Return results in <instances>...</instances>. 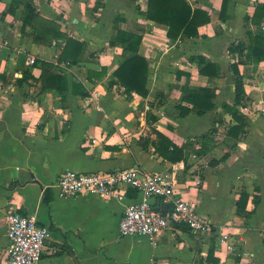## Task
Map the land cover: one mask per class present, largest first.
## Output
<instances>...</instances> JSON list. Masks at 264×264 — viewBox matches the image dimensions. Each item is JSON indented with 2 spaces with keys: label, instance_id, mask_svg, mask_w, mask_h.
Instances as JSON below:
<instances>
[{
  "label": "crops",
  "instance_id": "1",
  "mask_svg": "<svg viewBox=\"0 0 264 264\" xmlns=\"http://www.w3.org/2000/svg\"><path fill=\"white\" fill-rule=\"evenodd\" d=\"M26 1L0 0V264L10 252V211L34 215L61 247L39 264H264V60L255 64L247 56L249 33L264 36L263 13L253 20L264 0H187L209 21L197 36L175 39L167 25L144 16L149 0H32L42 17L36 28L46 30L37 37L22 20ZM172 6L180 9L181 0ZM44 20L85 43L77 63L58 60L66 40L51 41ZM117 28L141 36L138 53L149 62L146 97L128 95L114 77L123 57V45L111 44ZM231 46L239 49L232 52ZM28 56L39 63L28 65ZM195 56L217 63L219 75H202ZM42 61L56 64L66 78L44 72ZM233 64L244 82L237 108L246 131L231 136L228 131L239 124L226 109L236 97ZM187 81L214 89L212 110L200 115L183 101ZM93 92L99 105L89 101ZM179 104L192 110L181 116ZM154 130L183 147L185 158L173 163L155 152ZM130 167L172 178L175 197L194 204L217 233L201 237L177 224L157 246L145 236L124 237L119 223L138 199L134 189L117 201L65 195L57 185L66 170ZM153 202L164 211L171 207L168 198ZM221 229L232 249L221 245Z\"/></svg>",
  "mask_w": 264,
  "mask_h": 264
},
{
  "label": "built area",
  "instance_id": "2",
  "mask_svg": "<svg viewBox=\"0 0 264 264\" xmlns=\"http://www.w3.org/2000/svg\"><path fill=\"white\" fill-rule=\"evenodd\" d=\"M3 47L0 39V50ZM35 62L34 56H28V65ZM65 66L67 63L60 64L62 68ZM89 101L99 105V93H91ZM57 185L65 195H91L117 201L124 200L127 191L134 189L138 199L126 206L119 223L120 233L124 237L145 236L157 246L161 234L177 224L186 226L201 237H211L217 233L214 223L200 214L194 204L175 197L174 180L162 173H141L135 167L97 172L66 170ZM157 198H168L171 207L166 211L156 207L153 199ZM6 218L10 252L5 264H39L44 256H55L61 252L60 246L50 242L51 229L39 224L34 215L10 211ZM218 234L221 245L232 249L229 234L224 229Z\"/></svg>",
  "mask_w": 264,
  "mask_h": 264
},
{
  "label": "trees",
  "instance_id": "3",
  "mask_svg": "<svg viewBox=\"0 0 264 264\" xmlns=\"http://www.w3.org/2000/svg\"><path fill=\"white\" fill-rule=\"evenodd\" d=\"M172 0H149V9L144 13V16L153 21L163 23L168 27V36L170 38L181 37H191L198 35V27L203 23L209 21V16L198 9H192L190 3L187 0H181V8L176 7L169 8ZM25 5V12L23 14L22 20L24 25H33L36 29L37 37L46 35L42 29L36 28V25L42 20L41 16L36 12V7L32 0H27ZM98 6V5H97ZM150 6H153V10H150ZM13 6L9 8V11H12ZM98 8V7H97ZM263 13L264 15V6L262 9H258L256 14L253 16V20H257V15ZM120 17H116L115 22L120 21ZM51 29L50 32L51 38L53 41L59 38H65L66 44L62 51L61 56L58 58L59 61L70 59L71 62L77 63L80 59L81 54L85 49V43L81 42L75 38L67 36L63 33L59 26L54 23L44 20ZM117 33L115 38L111 41L112 45L121 43L123 45L122 61L119 64V67L114 72V77L117 79L118 83L125 88V92L128 95L132 93H137L146 97L149 94L147 88V78L149 70V62L146 58L141 56L138 53L139 44L141 42V36L121 30L116 29ZM251 44L248 48L247 56L255 63L258 64L260 61L264 60V36L254 35L249 33ZM43 40V39H40ZM239 49V46L230 47L232 52ZM243 50V47H242ZM192 61H195L199 65V71L202 75L208 76L209 78H214L219 75L221 68L217 63H213L210 60H207L204 56H195L191 58ZM39 62H35L38 64ZM44 72L47 73H56L59 79H65V74L58 68V66L52 62H41ZM232 69L235 75V103L233 106H226L227 111L232 113L234 119H236L239 124L233 126L228 131V134L231 136L240 135L244 133L246 118L243 116L239 109L238 105L241 104V100L244 98V82L243 77L241 76L237 64L232 65ZM179 77L182 73H178ZM184 74V73H183ZM187 85L184 88L183 101L191 104L196 112L200 115L206 113L209 110H212L215 107L213 100L216 97V93L211 87H189ZM114 83V82H113ZM75 86H77L75 84ZM62 90V88L59 86ZM82 95H87L86 91H82ZM178 108L181 110V116L188 114L192 108L183 106L182 104L178 105ZM157 135V141L153 142L155 146V152L166 160L176 163L182 161L185 158V151L183 147L176 145L170 138L166 135L154 130ZM229 154H225L221 159H213L210 162V165L219 164L222 159H226ZM244 200V197H243ZM258 203V200H255ZM245 201L238 202L239 209L244 208ZM212 250V249H211Z\"/></svg>",
  "mask_w": 264,
  "mask_h": 264
},
{
  "label": "water",
  "instance_id": "4",
  "mask_svg": "<svg viewBox=\"0 0 264 264\" xmlns=\"http://www.w3.org/2000/svg\"><path fill=\"white\" fill-rule=\"evenodd\" d=\"M75 260H76L77 264H80V263L77 261V259H75Z\"/></svg>",
  "mask_w": 264,
  "mask_h": 264
}]
</instances>
